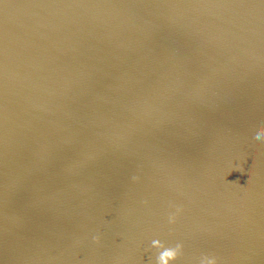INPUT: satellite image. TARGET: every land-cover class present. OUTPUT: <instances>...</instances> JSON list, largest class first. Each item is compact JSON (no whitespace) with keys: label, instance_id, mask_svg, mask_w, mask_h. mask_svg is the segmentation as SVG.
<instances>
[{"label":"water","instance_id":"95a60500","mask_svg":"<svg viewBox=\"0 0 264 264\" xmlns=\"http://www.w3.org/2000/svg\"><path fill=\"white\" fill-rule=\"evenodd\" d=\"M255 128L264 0H0V264H264Z\"/></svg>","mask_w":264,"mask_h":264},{"label":"clouds","instance_id":"9594fccd","mask_svg":"<svg viewBox=\"0 0 264 264\" xmlns=\"http://www.w3.org/2000/svg\"><path fill=\"white\" fill-rule=\"evenodd\" d=\"M252 134L257 138L264 137V128H255ZM171 222V218H170ZM152 247L158 249L160 247L159 240L152 241ZM183 245L177 243L173 247H167L157 258V264H176L177 257L181 254ZM200 264H215V259L212 257H204L201 259Z\"/></svg>","mask_w":264,"mask_h":264}]
</instances>
